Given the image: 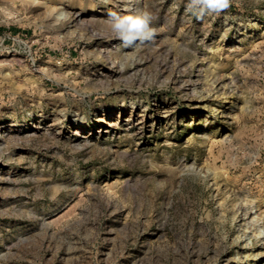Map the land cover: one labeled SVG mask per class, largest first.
Wrapping results in <instances>:
<instances>
[{
  "label": "rangeland",
  "instance_id": "374dc122",
  "mask_svg": "<svg viewBox=\"0 0 264 264\" xmlns=\"http://www.w3.org/2000/svg\"><path fill=\"white\" fill-rule=\"evenodd\" d=\"M189 3L0 0V264H264V0Z\"/></svg>",
  "mask_w": 264,
  "mask_h": 264
},
{
  "label": "clouds",
  "instance_id": "9594fccd",
  "mask_svg": "<svg viewBox=\"0 0 264 264\" xmlns=\"http://www.w3.org/2000/svg\"><path fill=\"white\" fill-rule=\"evenodd\" d=\"M230 4L231 0H190L188 8L198 16H203L206 12L224 11ZM109 15L112 32L125 46L136 41L141 43L151 41L155 35L156 30L150 27L152 16L147 12L127 15L111 12Z\"/></svg>",
  "mask_w": 264,
  "mask_h": 264
},
{
  "label": "trees",
  "instance_id": "16d2710c",
  "mask_svg": "<svg viewBox=\"0 0 264 264\" xmlns=\"http://www.w3.org/2000/svg\"><path fill=\"white\" fill-rule=\"evenodd\" d=\"M2 31V29L0 28V32Z\"/></svg>",
  "mask_w": 264,
  "mask_h": 264
}]
</instances>
